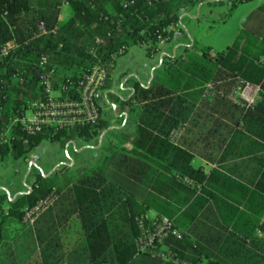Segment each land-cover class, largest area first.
Returning <instances> with one entry per match:
<instances>
[{
    "label": "trees",
    "instance_id": "obj_1",
    "mask_svg": "<svg viewBox=\"0 0 264 264\" xmlns=\"http://www.w3.org/2000/svg\"><path fill=\"white\" fill-rule=\"evenodd\" d=\"M62 1L0 0V127L43 96L41 56L52 85L75 88L92 65L101 62L111 70V56L123 45H144L148 56L157 52L160 37L169 41L182 29L180 11L204 0H133L126 7L124 0H69V15L59 19ZM192 42L184 53L164 60L165 80L134 90L128 103L135 123L131 146L121 138L77 178L82 236L68 254L70 264H264V238L255 233L264 232V143L255 137L264 126V22H244L217 52ZM4 46L9 50L2 55ZM236 77L260 84L255 105L203 96L208 82L227 90ZM109 84L108 78L104 88ZM179 122L187 125L173 142L169 132ZM207 122L214 124L206 127ZM108 126L102 113L95 125L35 134L19 130V138L0 147V159L26 155L44 138L90 140ZM208 133L215 136L209 157L242 159L229 168L251 165V172L214 167L204 173L194 167L197 144L185 147L182 140L191 136V144L197 143ZM59 191L35 181L30 192L10 201L8 213L22 219L25 207ZM5 200L0 194V210ZM209 202L216 217L211 213L210 227L198 233L192 225ZM151 211L171 219L181 233L157 246L173 258L138 249L141 224L150 223Z\"/></svg>",
    "mask_w": 264,
    "mask_h": 264
},
{
    "label": "rangeland",
    "instance_id": "obj_2",
    "mask_svg": "<svg viewBox=\"0 0 264 264\" xmlns=\"http://www.w3.org/2000/svg\"><path fill=\"white\" fill-rule=\"evenodd\" d=\"M232 1L204 0L193 8H188L189 10L185 8L186 11H180L181 32L169 43L160 45L161 48L171 49L178 42H188L193 38L199 44H210L213 52L222 50L232 41L246 13L261 2L245 0L234 6ZM69 13V6L64 4L60 16L65 18ZM154 53L152 57L148 56L144 45L141 44H131L123 53H115L111 78L115 94H112L110 99L117 105V111L109 104H105V100H101L103 114L105 113L109 122L108 127L113 124L123 125L124 121L133 123V114L129 113L128 104L132 91L128 92L127 89L135 90L156 85L166 79L165 68L161 64V53L158 51ZM213 124L214 122H207L205 125L212 127ZM106 129L108 128L90 140L78 136L69 139L61 137L56 140L44 138L26 155L16 158L9 155L5 159H0V188L5 192V203L9 205V195L26 194L36 179L45 187L64 185L73 181L80 172L92 167L91 162L104 157L121 144V138L129 144L132 131L129 126L119 128L121 132L119 129L107 132ZM122 130L125 136H121ZM218 131L222 132L219 129ZM56 168H60L61 171ZM51 172L58 173L49 176Z\"/></svg>",
    "mask_w": 264,
    "mask_h": 264
},
{
    "label": "built area",
    "instance_id": "obj_3",
    "mask_svg": "<svg viewBox=\"0 0 264 264\" xmlns=\"http://www.w3.org/2000/svg\"><path fill=\"white\" fill-rule=\"evenodd\" d=\"M62 5H68L69 0H63ZM133 0H124L123 6H128ZM42 32H45L42 22L39 24ZM167 41L166 37H160L157 45ZM127 47L121 46L116 54L123 53ZM8 46H4L1 54H7ZM115 58V54L111 56ZM47 59L41 56L39 65L43 69L39 74V82L43 86L42 97L32 99L27 107L18 115L12 117L0 127V147L10 145L19 138L20 130L24 134H35L43 130L58 131L61 129L80 128L95 125L102 116L101 95L106 80L109 78V69L101 62L92 65L89 71L81 79L77 87L64 84L59 87L52 85L49 74L46 72ZM261 90L260 84H254L240 77H236L230 88L225 90L218 88L214 83L208 82L204 88V97L220 95L240 107H251L256 104ZM186 123L179 122L169 132V139L176 141L182 134ZM27 142V139H24ZM56 193L51 192L40 197L33 205L24 208L23 223L32 225L37 217L47 209L55 200ZM148 225L141 224V234L138 238V249L150 250L164 258H173V254L166 250H157V246L168 235L180 238V231L174 226L171 219L166 216L150 215ZM264 224V217L262 218Z\"/></svg>",
    "mask_w": 264,
    "mask_h": 264
},
{
    "label": "crops",
    "instance_id": "obj_4",
    "mask_svg": "<svg viewBox=\"0 0 264 264\" xmlns=\"http://www.w3.org/2000/svg\"><path fill=\"white\" fill-rule=\"evenodd\" d=\"M62 6L63 5L60 6V11ZM186 10L189 9L186 8ZM59 19H64L62 16H60V13ZM257 21L264 22V0H261L259 4H257L248 13H246L245 17L241 22V25L244 22L253 24L257 23ZM180 32L181 30L177 29L173 37L179 35ZM193 40L196 39L191 38V40H189L188 42H178L176 45H173L171 49H162L161 46H159L158 52L161 53V64L164 65L163 62L164 60H166L165 58L173 57L176 54L184 53L185 49L193 43ZM169 41H166L163 45L169 43ZM206 45L210 44L206 43ZM153 55H155V53L151 54L150 56L152 57ZM112 67L113 64L111 66V70H109L110 84L108 87H105L102 90L101 98L102 101L105 100V104H109L114 108V111H117V105H115V103L110 99V96L112 94H115L111 80ZM127 91H132L130 94V96H132L134 90L129 88L127 89ZM103 117H105V113L103 114ZM123 123V125H110V127H107L108 129H106L105 131H113L115 129L118 130L119 128H122V126L124 127V125H126L127 128L129 126V128L132 129V131L130 132L131 140L133 133L135 132V123L133 122L131 124L130 122L126 121H124ZM184 123H186L187 125V122ZM228 124L231 125L232 123L228 122ZM263 127L264 126L261 127V135L255 137L260 139L264 143ZM118 131H120V129ZM216 133H218L219 136V131H216ZM123 134L124 132L122 130L121 136H125ZM214 139L215 136H213L211 133L204 134L202 136V139L199 140V142L192 144L191 142L193 141L191 140H193V138L191 136H189L188 139L186 138V136L183 138L182 141L184 142L183 144L185 147H187L186 144H197V150L194 152L195 154L192 160V164L194 167L201 168L204 173H209L210 170L214 167H225V170L229 172H251V165L245 167L244 169L240 168V166H238V168L235 166V162H240L242 159L239 160V158L234 157L224 162H219L218 155L216 157H209V155H211L210 152L212 150L209 146ZM125 145L127 147H130V141L129 144H127L126 142ZM103 158L104 157H101L98 158L95 162H91L93 163L92 167L97 163L101 162ZM248 158L249 157H245L243 159L245 162H247ZM233 163H235L234 167L232 169L229 168L233 165ZM56 169L61 171L60 168ZM90 169L80 172L77 176L74 177L73 181H70L64 185L53 186L60 189V191L56 193V200L37 217V219L32 225H27L23 223L21 219H16L12 215H10L8 213L10 203L8 205L4 202L3 208L2 210H0V264H70L68 254L78 244L82 236V221L80 212L77 208V178L83 173L88 172ZM52 172L48 175L51 176L52 174L58 173ZM35 181H37V179ZM32 187L27 189V193L31 191ZM4 193L5 192L2 191V188H0V194L4 195ZM22 194H17L14 196L9 195L10 201L14 200L17 196H20ZM214 209V205L209 202L205 206L203 212L200 214L196 222L193 223L192 228H194V230H196L198 233H200V231H203V229L205 228L208 229V227H210L211 225V222L209 221L208 217L211 215V213L212 217H216ZM206 211L209 212L205 215ZM150 215H155V212L151 211ZM255 233L258 236L264 238L263 231L256 229Z\"/></svg>",
    "mask_w": 264,
    "mask_h": 264
}]
</instances>
